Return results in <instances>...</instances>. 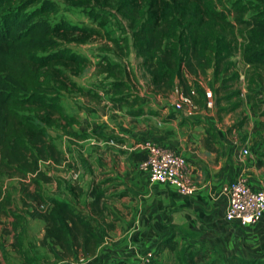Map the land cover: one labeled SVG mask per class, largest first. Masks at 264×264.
<instances>
[{
  "label": "trees",
  "instance_id": "16d2710c",
  "mask_svg": "<svg viewBox=\"0 0 264 264\" xmlns=\"http://www.w3.org/2000/svg\"><path fill=\"white\" fill-rule=\"evenodd\" d=\"M64 2L82 8L96 22V27L54 20L58 6L53 0H0V175L21 179L22 205L28 208L29 217L44 221L40 245L56 260L93 254L103 239L84 210L69 200L42 193L41 183L51 181L52 176L41 168V163L61 164L65 159L48 136L47 128L67 130L81 124L75 114L65 112L62 93L76 92L95 102L107 98L113 107L126 106L129 114L144 112L141 97L135 91V76L105 55L94 63L98 74L112 78L102 93L78 84L74 77L91 61L67 46V41L78 38L83 42L94 35H104L114 54L124 57L129 33L154 93L169 97L177 91L189 97L194 105L205 107L206 88L202 82H206L219 120L221 114L235 111L242 104V92L237 87L240 70L235 57L238 56L251 70L246 76V96L261 118L260 128L264 131V0ZM111 8L127 22V33L121 37L105 34L107 18L101 12ZM147 112L156 114L152 109ZM71 134L76 139L86 137L81 132ZM132 157L142 159L138 153H132ZM64 186L75 195L82 193V188L71 181H64ZM89 194L92 196L89 206L94 212L101 192L92 186ZM11 203V195L5 190L0 213L15 218L13 247L23 256L20 238L23 228L16 231L22 226L19 216L9 209ZM160 245L163 249L176 248L172 237ZM185 248L186 264H204L206 250ZM31 259L26 257L25 264ZM219 261L213 258L209 264ZM226 262L264 264V258L231 257Z\"/></svg>",
  "mask_w": 264,
  "mask_h": 264
},
{
  "label": "crops",
  "instance_id": "0c3cea01",
  "mask_svg": "<svg viewBox=\"0 0 264 264\" xmlns=\"http://www.w3.org/2000/svg\"><path fill=\"white\" fill-rule=\"evenodd\" d=\"M137 93L143 113L120 112L118 106L114 110L118 114L111 120L108 109L100 110L98 127L91 123L95 110L84 107L89 130L97 132L106 128L115 138L95 144L90 136L86 138L99 146V153L88 147L87 167L76 181L85 190L84 212L91 217L96 233L103 236L96 251L83 257L56 260L40 245L41 229L33 237L34 242L31 237L28 243L21 239L22 250L24 243L28 252L25 250L27 253L18 256L11 244L12 227L0 222V229L7 228L8 233L0 236V256H3L0 264H25L22 260L26 257L33 258L28 264H43L44 256L47 264H115L122 260L135 262L146 252L153 253L152 263L168 264L164 260L168 249L161 248L160 243L169 237L176 242V247L184 243V247L201 248L224 262L231 257L264 258V214L246 224L237 219L227 221L226 199L220 193L223 184L240 177L250 188L264 190V131H258V123L250 126L239 140L222 129L215 107L193 104L191 109H178L172 106L171 100L176 99L177 91L169 97L152 90L150 95ZM148 109L155 110L156 114H149ZM252 114L255 115L252 111L248 114L250 119ZM143 141L158 143L187 159L195 185L192 194L182 195L171 185L149 181L137 168L139 159L132 157V153H138L143 158L138 146ZM244 148L248 150L246 154L242 153ZM101 150L105 152L102 154ZM82 176L89 180L88 184L80 182ZM92 186L101 192L94 212L89 206ZM4 191L2 188L0 200ZM11 233L14 235L15 231ZM32 244L36 246L27 248Z\"/></svg>",
  "mask_w": 264,
  "mask_h": 264
},
{
  "label": "rangeland",
  "instance_id": "374dc122",
  "mask_svg": "<svg viewBox=\"0 0 264 264\" xmlns=\"http://www.w3.org/2000/svg\"><path fill=\"white\" fill-rule=\"evenodd\" d=\"M56 5L58 6V11L52 17L54 20L63 19L73 25L78 26H93L96 27V22L92 21L86 14V12L79 7H73L64 2V0H53ZM101 14L107 18V24L105 26V34H108L110 37H121L127 33V22L118 15L113 8L107 9ZM248 14H246L247 16ZM129 43L126 49V56L118 57L114 52L111 50V43L106 40L104 35H94L88 38L86 41H79L71 39L67 41L66 44L75 52L87 56L91 63L84 69V71L74 77L76 82L84 87H91L92 89L98 90L102 93V89L106 86L112 78H106L103 74H98L96 72V67L94 63L98 61L100 56L105 55L110 61L112 62H119L123 67L128 68L130 72L135 76L136 79V86L135 91H139L141 93H150L151 88L149 84V77L147 73L142 69L140 65L141 59L136 55L135 49L132 45V39L127 33ZM238 61V69L240 70V81L238 82L237 87L241 90L242 95V104L241 106L236 109L235 111L221 114V122L220 126L222 129H226L228 133L233 134L239 140H242L244 136V132L248 130L250 126H256L258 123V131L262 132L260 129V121L261 119L256 112L252 110L251 103L248 101L246 96V76L251 73V70L245 67L239 60L238 57H235ZM202 84L207 87L206 82H202ZM208 88V87H207ZM149 94V95H150ZM262 95H264V90L262 91ZM145 97V96H144ZM105 98V96H104ZM147 100H150L151 97H146ZM172 106L176 107V99L174 97L171 98ZM61 103L64 106L65 112L67 113H74L78 116L81 120L80 125H74L67 130H63L61 128L56 127H48L47 134L48 136L56 143L57 147L63 152L64 154V161L61 163L60 166H56V164L52 162H42L41 168L48 174L52 176V180L49 182H42V193L45 196H55L65 197L68 198L70 202H72L78 208L85 210L84 208L87 205L85 190H82L80 195H75L74 193H70L66 190L64 186V181H71L72 183L77 184L78 177L85 172L87 167L88 161L86 159V151L88 147L96 150V153H99V146L92 145L89 140H86L88 136L94 140L95 142H99L101 140L106 139H115L113 134H110L106 128L103 130H97V132H93L89 130V123L86 122L84 117L86 115V110L84 109H91L95 110V114L98 117H94L93 122L94 125H98L97 123L101 122L100 110H107L109 111V118L113 120V117L117 115L114 110L119 106L120 112H127L128 108L126 106L118 105L116 107L111 106L108 102L107 98L102 100L101 102L92 101L76 92L66 91L62 93ZM249 104L251 109H249ZM109 106V107H108ZM199 107V106H198ZM206 108V107H205ZM253 112L250 119L248 117L249 112ZM102 119V123H103ZM100 124V123H99ZM101 125V124H100ZM102 126H106L103 124ZM98 127V126H97ZM71 131L85 133L86 137L84 139H76L72 136ZM102 132V133H100ZM258 132V133H259ZM109 133V134H108ZM260 134V133H259ZM98 149V151H97ZM105 151L101 150L103 154ZM80 174V175H79ZM60 179H59V178ZM58 178V179H57ZM28 180H25L27 182ZM88 184V181L84 176H82L80 182H85ZM58 182L60 183V187L58 188ZM20 184L21 179L16 176H8V175H0V186L4 190L8 191L11 195L12 203L9 206V209L12 210L13 214L19 216L21 229L20 238L28 241V238L31 237V241L33 240L34 236H38L41 229H44V221L41 219H34L29 217L27 214V207H24L21 202V192H20ZM33 188V186H30ZM87 189V188H86ZM88 191H86L87 193ZM27 202L33 204L27 199ZM14 217L11 215H3L0 213V222L2 225H8L12 227V223L14 222ZM34 221V222H33ZM10 229V228H9ZM3 230H5L4 234ZM13 228L10 229V239H12V245L14 243V235H12L11 231ZM7 228L0 229V236H8L6 233ZM43 236V235H42ZM6 240V238H5ZM34 242V241H32ZM31 242V243H32ZM28 243V242H27ZM36 245L32 244V246L27 245V248H34ZM23 251L25 250L28 252V249L24 247L23 243ZM196 248V247H194ZM44 252H51L46 248L43 247ZM188 249L184 247V243L182 245H178L175 249L167 250L166 254L164 255V260L168 264H186V257H187ZM17 252V251H16ZM25 252V253H27ZM207 252V255L204 259V264H209L211 259L215 258L212 254ZM11 253H8L10 255ZM19 256V253H16ZM3 257V256H0ZM217 259V258H216ZM220 260V261H219ZM24 261V260H22ZM218 264H229L224 262L221 259H218ZM25 262V261H24ZM43 264H47L46 256H44ZM51 264V263H49Z\"/></svg>",
  "mask_w": 264,
  "mask_h": 264
},
{
  "label": "built area",
  "instance_id": "2783aa9c",
  "mask_svg": "<svg viewBox=\"0 0 264 264\" xmlns=\"http://www.w3.org/2000/svg\"><path fill=\"white\" fill-rule=\"evenodd\" d=\"M238 57V56H237ZM192 100L176 93V108L191 109ZM205 107L213 108L212 91L205 89ZM144 158L138 161L137 168L144 172L149 181L173 186L182 195H190L195 190L191 177V169L187 159L152 141H143L138 144ZM248 150L242 149L246 154ZM221 195L226 199L225 219H237L246 224L258 220L264 214V190L250 188L243 177L234 179L222 185ZM153 253H144L137 261H118L115 264H151Z\"/></svg>",
  "mask_w": 264,
  "mask_h": 264
}]
</instances>
